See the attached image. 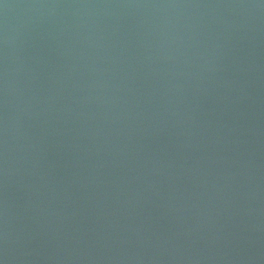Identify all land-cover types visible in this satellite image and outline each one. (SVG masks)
<instances>
[{"label": "water", "instance_id": "obj_1", "mask_svg": "<svg viewBox=\"0 0 264 264\" xmlns=\"http://www.w3.org/2000/svg\"><path fill=\"white\" fill-rule=\"evenodd\" d=\"M0 264H264V0H0Z\"/></svg>", "mask_w": 264, "mask_h": 264}]
</instances>
